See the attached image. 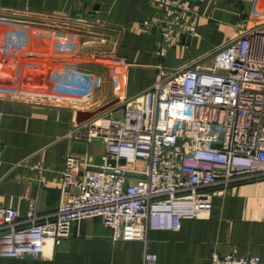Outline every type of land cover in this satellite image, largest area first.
<instances>
[{"label":"built area","instance_id":"1","mask_svg":"<svg viewBox=\"0 0 264 264\" xmlns=\"http://www.w3.org/2000/svg\"><path fill=\"white\" fill-rule=\"evenodd\" d=\"M149 3L152 12L140 25L157 35L158 56L195 35L198 12L187 0ZM246 3L248 16L226 43L176 68L158 66L156 80L133 97L124 96L125 60L115 53L96 56L109 74L117 104L75 122L67 135L72 141L103 142L100 170H86L92 157L69 149L54 212L38 215L29 201L21 219L15 209L0 205V256L43 258L46 246L51 250L70 238L73 222L100 218L113 240L142 242L141 264H154L156 255L146 249L149 228L177 230L181 220L207 218L213 195L264 178V10L258 0ZM0 27L5 28L0 55L16 59L28 52L32 36L52 38L54 52L66 57L58 67L68 75L54 79L48 93L29 91L21 76L24 65L15 61L14 82L0 85V96L91 105L104 71L83 69L74 60L79 53L77 30L3 15ZM30 66L25 64V69ZM118 108L123 109L122 118L114 115ZM1 148L0 139V153ZM258 262L257 256L234 251L211 254V264Z\"/></svg>","mask_w":264,"mask_h":264},{"label":"crops","instance_id":"2","mask_svg":"<svg viewBox=\"0 0 264 264\" xmlns=\"http://www.w3.org/2000/svg\"><path fill=\"white\" fill-rule=\"evenodd\" d=\"M219 1L239 9L235 24L212 18ZM187 2L198 12L195 35L189 43L181 40L158 56L157 35L140 25L152 12L149 0H0V15L41 27L77 30L79 53L74 60L83 69L104 71V82L89 107L0 96L1 206L15 209L21 219L29 201L34 202L38 215L58 207L57 184L65 155L72 151L74 141L67 134L73 129L76 112L116 100L106 68L96 62L107 42L112 43V52L125 60L124 96L130 98L156 80L158 66L169 70L207 56L232 38L248 16L246 0ZM258 4L264 10V0ZM4 34L5 28L0 27V44ZM52 44V38L32 36L28 52L22 56L10 59L0 55V85L14 82L16 61L24 65L21 76L29 91L50 92L54 79L68 77L58 67L66 57L56 54ZM25 64L33 66L25 69ZM52 70L54 78L50 80ZM97 97H101L99 101ZM93 140L85 143V154L92 160L105 154L104 145L101 152L90 151ZM146 249L156 255L154 264H211L213 252L225 255L231 251L238 256H257V264H264V178L236 183L213 195L207 218L181 220L177 230L149 228ZM142 251L140 241L113 240L111 229L100 218H84L72 223L70 238L51 250L46 246L45 257L0 256V264H141Z\"/></svg>","mask_w":264,"mask_h":264},{"label":"water","instance_id":"3","mask_svg":"<svg viewBox=\"0 0 264 264\" xmlns=\"http://www.w3.org/2000/svg\"><path fill=\"white\" fill-rule=\"evenodd\" d=\"M239 14V9L226 5L224 4V1H219L215 9L212 12V18L216 20H221L223 22H229L231 24H235L237 17ZM190 38L185 37L183 42L189 43ZM117 102V100H112V102H108L106 104L101 105L100 107L90 110V111H77L76 112V117H75V122L76 123H81L84 121H88L101 113L107 111L109 108L114 106V104ZM85 142H78L74 141L72 143V151L77 152V153H85ZM102 163V157L101 156H96L93 158L90 166L86 168V170L90 171H99L100 169L98 168V165Z\"/></svg>","mask_w":264,"mask_h":264},{"label":"rangeland","instance_id":"4","mask_svg":"<svg viewBox=\"0 0 264 264\" xmlns=\"http://www.w3.org/2000/svg\"><path fill=\"white\" fill-rule=\"evenodd\" d=\"M97 51V50H96ZM112 52V43H109L107 42L103 49L100 50V53L101 54L100 56H104V55H110ZM97 54V53H96ZM98 56V55H97ZM101 62H105V61H101ZM112 102V101H111ZM100 107V106H99ZM98 108V107H96ZM95 108V109H96ZM86 110V109H85ZM94 110V109H93ZM114 115L115 117L117 118H122L123 117V109L122 108H118L115 110L114 112ZM103 143L101 144V141L98 139V140H93L92 143L89 145V149L90 151L92 152H101L103 151Z\"/></svg>","mask_w":264,"mask_h":264}]
</instances>
